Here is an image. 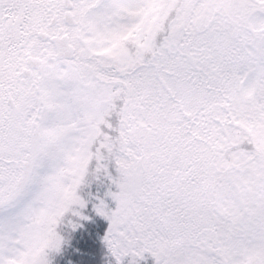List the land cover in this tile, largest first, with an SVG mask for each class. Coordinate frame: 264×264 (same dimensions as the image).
I'll return each instance as SVG.
<instances>
[{"label": "snow or ice", "instance_id": "1", "mask_svg": "<svg viewBox=\"0 0 264 264\" xmlns=\"http://www.w3.org/2000/svg\"><path fill=\"white\" fill-rule=\"evenodd\" d=\"M264 264V0H0V264Z\"/></svg>", "mask_w": 264, "mask_h": 264}, {"label": "trees", "instance_id": "2", "mask_svg": "<svg viewBox=\"0 0 264 264\" xmlns=\"http://www.w3.org/2000/svg\"><path fill=\"white\" fill-rule=\"evenodd\" d=\"M148 264H151V261L149 260Z\"/></svg>", "mask_w": 264, "mask_h": 264}]
</instances>
